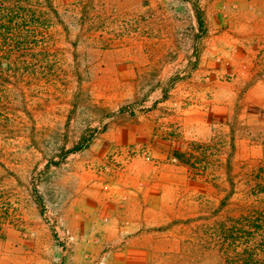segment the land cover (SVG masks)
I'll list each match as a JSON object with an SVG mask.
<instances>
[{
	"label": "rangeland",
	"instance_id": "rangeland-1",
	"mask_svg": "<svg viewBox=\"0 0 264 264\" xmlns=\"http://www.w3.org/2000/svg\"><path fill=\"white\" fill-rule=\"evenodd\" d=\"M0 9V264H226L264 159V0Z\"/></svg>",
	"mask_w": 264,
	"mask_h": 264
},
{
	"label": "trees",
	"instance_id": "trees-1",
	"mask_svg": "<svg viewBox=\"0 0 264 264\" xmlns=\"http://www.w3.org/2000/svg\"><path fill=\"white\" fill-rule=\"evenodd\" d=\"M3 9L9 13L16 12L13 6ZM0 21L1 29L7 30L11 21ZM232 194L237 195L234 204L240 215L231 218L229 225H218L221 246L228 243L231 252L228 255L227 247L224 248L225 263L264 264V163H259L251 171L244 187Z\"/></svg>",
	"mask_w": 264,
	"mask_h": 264
},
{
	"label": "crops",
	"instance_id": "crops-1",
	"mask_svg": "<svg viewBox=\"0 0 264 264\" xmlns=\"http://www.w3.org/2000/svg\"><path fill=\"white\" fill-rule=\"evenodd\" d=\"M260 163H264V159L260 161ZM259 164V163H258Z\"/></svg>",
	"mask_w": 264,
	"mask_h": 264
}]
</instances>
